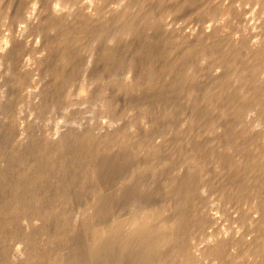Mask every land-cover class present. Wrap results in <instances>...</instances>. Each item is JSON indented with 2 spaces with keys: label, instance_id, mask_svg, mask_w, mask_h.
Wrapping results in <instances>:
<instances>
[{
  "label": "rangeland",
  "instance_id": "374dc122",
  "mask_svg": "<svg viewBox=\"0 0 264 264\" xmlns=\"http://www.w3.org/2000/svg\"><path fill=\"white\" fill-rule=\"evenodd\" d=\"M36 1L0 0V264H150L151 261L162 264L163 259V264H264V151L260 154V150H264V51L262 54L258 52V49H264V0H142L140 4L141 0H137L136 5L139 6L133 0H91L95 5L89 0H66L67 4L65 0ZM56 1H60V5L66 4V7L61 5L60 8ZM124 3L126 7H131L130 4L134 6L127 9ZM54 5L62 11L57 12ZM54 10L56 12L53 14ZM84 11V15H81L80 12ZM122 12L128 14L121 15ZM49 13L53 16L50 22L54 20L51 24L48 23ZM65 14L71 15V18L67 16V19ZM84 16L90 22L87 23ZM114 16L120 17L119 20L122 16L124 18L121 22ZM126 16L132 18L127 19ZM74 17H78L79 21L76 22L78 18ZM58 19L62 20L59 22ZM132 20L136 23L131 27ZM89 23L93 26H89ZM122 24L130 28H121ZM55 26L57 30L62 27L63 31L60 29L58 32ZM107 26L113 28L106 30ZM90 29H97V33ZM140 29L145 31L139 32ZM125 30H128V34ZM60 32L68 35L62 33L63 36ZM109 32L112 37L108 36ZM100 34L108 36L109 40ZM64 39L66 42L62 41ZM77 40L82 41L78 43ZM111 41L112 44L117 42L111 46ZM72 42L77 43L79 48ZM54 45L55 48H52ZM68 48L73 51L68 53ZM114 49L117 51L111 53L110 50L113 52ZM119 53V57L116 56ZM170 64L172 67L168 66ZM168 67L169 71L166 69ZM187 71L191 72L190 75ZM247 71L250 76L246 78ZM184 75L191 77L184 78ZM218 82L226 84L218 85ZM173 83L176 86L172 87ZM255 83L257 87H254ZM160 85L166 86L165 90ZM250 86L254 90L259 89L258 92L255 90L257 94ZM233 89L237 92H233L234 95L231 94ZM244 89L253 92L249 91L247 96V93L243 94ZM259 91H263L260 92L262 95ZM255 94L257 97L254 99ZM188 98H191V102ZM233 107V110H229ZM240 108L244 111L241 112ZM197 115H201L198 116L199 120ZM192 119L198 124H193ZM192 124L193 129L190 128ZM226 131L228 133H224ZM259 135H262V139H257ZM217 136H220L219 140ZM234 137L238 141L232 142ZM256 140L259 142L256 143ZM230 148L232 152L237 150L238 155L233 153L232 156V152H228ZM250 149L252 153H247ZM253 152H257L256 156ZM114 158L120 161L113 163ZM253 159L256 160L254 163ZM117 162L118 166L114 167ZM235 163L240 169L234 168ZM187 185L189 188L193 186L194 190H186ZM143 196L149 203L144 202ZM134 210L136 213L133 214ZM141 210L142 213L146 211L144 214L148 213V216L142 214ZM138 213L148 223L144 229L138 232V227H133L130 222L128 224L132 225L126 224L127 227L124 225L125 228L120 231L123 235L113 231L115 223L117 225L129 217H136ZM81 218L83 221L85 219L84 224H81ZM103 223L106 225L104 228ZM92 232H95V238L98 236L96 239L90 237ZM164 232L170 239L165 238L167 235L163 236ZM120 234L125 235V239L120 238ZM112 236L118 241H113ZM129 238L133 243L131 246ZM168 240L170 245L165 244ZM93 243L99 245L100 249L105 246L104 251ZM150 243L153 247L157 244L154 253L151 252L153 248ZM136 244L143 249L141 252L135 249L138 248ZM142 244L147 247L143 248ZM105 250L108 253L105 254ZM91 253L95 258L90 256ZM143 253L148 255L143 256L150 258L143 261ZM97 254L100 256L97 257ZM137 254L139 261L136 260ZM156 257L161 259L157 260Z\"/></svg>",
  "mask_w": 264,
  "mask_h": 264
},
{
  "label": "bare ground",
  "instance_id": "6f19581e",
  "mask_svg": "<svg viewBox=\"0 0 264 264\" xmlns=\"http://www.w3.org/2000/svg\"><path fill=\"white\" fill-rule=\"evenodd\" d=\"M34 1H36V0H34ZM57 1H58V0H57ZM57 1H56V3H57ZM69 1H70V0H69ZM73 1H74V0H73ZM89 1H90V3L92 4L91 0H89ZM89 1H88V2H89ZM103 1H104V0H103ZM107 1H108V0H107ZM122 1L125 2L124 0H122ZM133 1H136V2H135V5H136L137 2H139V1H137V0H133ZM59 2H60V1H59ZM59 2H58V3H59ZM65 2H66V0H65ZM79 2H80V1H79ZM88 2H87V3H88ZM98 2H99V1H97V3H98ZM105 2H106V1H105ZM129 2H130V1H129ZM141 2H142V0L139 2V4H140ZM36 3H37V1H36ZM56 3H54V4H56ZM58 3H57V4H58ZM60 3H61V2H60ZM60 3H59V5H60ZM62 3H63V2H62ZM77 3H78V2H77ZM102 3H103V2H102ZM132 3H134V2H132ZM66 4H67V2H66ZM66 4H65V5H66ZM93 4H94V1H93ZM93 4H92V5H93ZM100 4H101V3H100ZM128 4H129V3H127V6H128ZM61 5H62V4H61ZM61 5L59 6L60 8H61ZM63 5H64V4H63ZM63 5H62V6H63ZM65 5H64V6H65ZM68 5H69V7H70V4H68ZM94 5H95V4H94ZM97 5H98V4H97ZM97 5H96V6H97ZM130 5L134 6L133 4H130ZM54 6H55V5H54ZM56 6H57V5H56ZM56 6H55V7H56ZM64 6H63V7H64ZM72 6H74V4H73ZM87 6H88V5H87ZM124 6H125V3H124ZM124 6H123V7H124ZM132 6H131V7H132ZM136 6H139V5L137 4ZM65 7H66V6H65ZM74 7H75V6H74ZM98 7H99V6H98ZM104 7H105V3H104ZM125 7H126V6H125ZM129 7H130V6H129ZM129 7H126V8L128 9ZM131 7H130V9H131ZM56 8H57V7H56ZM60 8H57L58 10L56 9L57 12L59 11V13H60V11H62V9L59 10ZM72 8H73V7H71L70 9H72ZM78 8H80V6H79ZM87 8H88V7H87ZM92 8H93V6H92ZM94 8H95V6H94ZM100 8H101V7H100ZM70 9H69V10H70ZM85 9H86V8H85ZM95 9H96V8H95ZM98 9H99V8H98ZM104 9H106V8H104ZM123 9H125V8H123ZM64 10H65V8H64ZM67 10H68V9H67ZM69 10H68V11H69ZM78 10H79V9H78ZM88 10H89V9H88ZM92 10H93V9H92ZM96 10H97V9H96ZM102 10H103V9H102ZM102 10H101V11H102ZM120 10H121V8H120ZM65 11H66V10H65ZM73 11H74V10H73ZM80 11H81V10H80ZM90 11H91V10H90ZM90 11H89V12H90ZM99 11H100V10H99ZM101 11H100V12H101ZM123 11H124V10H123ZM128 11H129V10H128ZM130 11H131V10H130ZM52 12H53V14H54V12H56V11L54 10V11H52ZM70 12H71V11H70ZM85 12H86V11L82 12L83 14L80 12V14H81V15H84ZM89 12H88V15H89ZM117 12H118V11H117ZM119 12H120V11H119ZM124 12H126V11H124ZM139 12H140V11L138 10V13H139ZM74 13H75V12H74ZM95 13H98V12L95 11ZM103 13H104V12H103ZM105 13H106V12H105ZM136 13H137V12H136ZM51 14H52V13H51ZM76 14H77V13H75V15H76ZM118 14H119V13H118ZM123 14H124V13L122 12L121 15H123ZM127 14H128V13H127ZM127 14L125 13L124 15H127ZM134 14H135V13H134ZM140 14H141V13H140ZM55 15L58 16V13H57V14L55 13ZM81 15H79V17H80ZM95 15H96V14H95ZM95 15H92V16H95ZM104 15H105V14H104ZM110 15H111V14H110ZM116 15H117V14H116ZM119 15H120V14H119ZM129 15H130V14H129ZM137 15H138V14H137ZM49 16H50V17H49ZM49 16H48V18H49V22H48V23L51 24L54 20H53L52 22H50V21H51L50 18L53 17V16H51L50 13H49ZM59 16H60V15H59ZM64 16L67 18V16H69V14H68L67 16H66V14H65ZM64 16H63V17H64ZM70 16H71V15H70ZM70 16H69V17H70ZM90 16H91V14H90ZM99 16H100V15H99ZM107 16H108V15H107ZM130 16H131V15H130ZM140 16H141V15H140ZM82 17H83V16H82ZM85 17H87V16H84V20H87V19H85ZM88 17H89V16H88ZM101 17H102V16H101ZM109 17H110V16H109ZM111 17H113V16H111ZM126 17H127V19H131V18H132V17L128 18L129 16H126ZM135 17H136V14H135ZM58 18H59V17H58ZM70 18H71V17H70ZM74 18H78V17H74ZM89 18H91V17H89ZM96 18H97V17H96ZM99 18H100V17H99ZM114 18H116V16H114ZM123 18H124V16L121 17V20H119L120 17H119V19H118V18H116V19H118V21H121V22H122V19H123ZM52 19H53V18H52ZM67 19H68V18H67ZM80 19H82V18H80ZM91 19H92V18H91ZM93 19H94V18H93ZM134 19H135V18H134ZM60 20H62V19H58L59 22H60ZM73 20H74V19H73ZM95 20H96V19H95ZM98 20H100V19H98ZM104 20H105V18H104ZM110 20L112 21V19H110ZM135 20H137V19H135ZM58 21H57V22H58ZM74 21H75V20H74ZM78 21H79V18H78V20H77L76 22H78ZM81 21L83 22V19H82ZM91 21H92V20H91ZM96 21H97V20H96ZM96 21H95V22H96ZM107 21H108V20H107ZM130 21H131V20H129L128 22H130ZM59 22H58V23H59ZM61 22H62V21H61ZM64 22H65V21H64ZM71 22H72V21H71ZM76 22H75V23H76ZM86 22L88 23V22H90V21L87 20ZM93 22H94V21H93ZM93 22H92V23H93ZM108 22H109V21H108ZM115 22H116V20H115ZM123 22H126V21H123ZM134 22H135V21H134ZM54 23H56V22H54ZM54 23H53V24H54ZM58 23H56V25H57ZM67 23L69 24L70 22H67ZM83 23H84L85 25H88V24L85 23V22H83ZM83 23H81V25H82ZM92 23H91V24L89 23V26H90V25L93 26V24H96V23H93V24H92ZM101 23H102V22H101ZM101 23H100V25H101ZM110 23L113 24V22H110ZM135 23H136V22H135ZM135 23H133V20H132V22L130 23V26H131V27L134 26ZM77 24H78V23H77ZM79 24H80V22H79ZM104 24H105V23H104ZM111 24H110V25H111ZM117 24H118V23H117ZM133 24H134V25H133ZM141 24H142V23H141ZM58 25H59V24H58ZM60 25H62V23H61ZM97 25L99 26V22L97 23ZM105 25H106V24H105ZM108 25H109V24H108ZM113 25H114V24H113ZM123 25H124V24H122V26H123ZM128 25H129V23H128ZM136 25H137V24H136ZM51 26L53 27L54 25H51ZM67 26H68V25H67ZM72 26H76V25H72ZM72 26H71V27H72ZM111 26H112V25H111ZM122 26H121V28L126 27L125 25H124L123 27H122ZM56 27H57V26H55V29H56ZM81 27H83V26H81ZM84 27H85V26H84ZM117 27H120V26L118 25ZM127 27H128V26H127ZM127 27H126V28H127ZM135 27H136V26H135ZM68 28H69V27H68ZM73 28H74V27H73ZM73 28H71V29L73 30ZM79 28H80V26H79ZM85 28H86V27H85ZM89 28H90V27H89ZM93 28L95 29V27H93ZM101 28H102V27H101ZM107 28L112 29L113 27H108V26H107V27H106V30H107ZM114 28H115V30H117L115 26H114ZM126 28H124V29H126ZM129 28H130V27H128V29H129ZM133 28H134V27H133ZM60 29H62V27H61V28L58 27V30H60ZM65 29H66V27L64 28V30H65ZM71 29H70V30H71ZM82 29H83V28H82ZM82 29H81V30H82ZM86 29L88 30V28H86ZM94 29H93V30L90 29L91 32H92V31H95V32L97 33V31H96L97 29H96V30H94ZM99 29H100V28H99ZM104 29H105V28H104ZM52 30H54V28H53ZM52 30H51V31H52ZM56 30H57V29H56ZM58 30H57V31H58ZM67 30H68V29H67ZM78 30H80V29H78ZM78 30H77V31H78ZM101 30H102V32L105 31V30H103V29H101ZM101 30H100V31H101ZM115 30H114V31L112 30V31L115 32ZM119 30H120V28H119ZM140 30H141V29H140ZM140 30H139V32H144V31H145V30H141V31H140ZM51 31H50V32H51ZM62 31H63V29H62ZM73 31H75V29H74ZM82 31H83V30H82ZM117 31H118V30H117ZM117 31H116V33H117ZM134 31H135V30H134ZM134 31H133V32H134ZM58 32H59V31H58ZM64 32H65V31H64ZM64 32H62V33H64ZM68 32H69V31H68ZM86 32H87V31H86ZM88 32H89V31H88ZM88 32H87V33H88ZM107 32H108V31H107ZM107 32H106V33H107ZM122 32H123V31H122ZM124 32H126V30H125ZM139 32H138V33H139ZM53 33H54V31H53ZM60 33H61V32H60ZM60 33H58V34H60ZM62 33H61V34H62ZM106 33H105V34H106ZM116 33H113V34H116ZM130 33H132V31H131ZM136 33H137V32H136ZM58 34H57V35H58ZM79 34H81V31H80ZM92 34H93V33H92ZM102 34H103V33H102ZM102 34H100V36H103ZM109 34H110V32H109ZM117 34H118V33H117ZM123 34H124V36H126L125 33H123ZM123 34H120V35L122 36ZM126 34H128V30H127ZM139 34H140V33H139ZM57 35H56V36H57ZM62 35H63V34H62ZM64 35H68V34H67V33H64ZM64 35H63V36H64ZM82 35H83V34H82ZM82 35H81V36H82ZM84 35H86V34H84ZM87 35H88V34H87ZM120 35H119V36H120ZM211 35H212V33H211ZM79 36H80V35H79ZM105 36H106V35H104L103 37H105ZM108 36L110 37L111 34L108 35ZM108 36H106V37H107V40H109V37H108ZM114 36H115V35H114ZM128 36H129V35H128ZM132 36H134L133 33H132ZM60 37H62V36H59V38H60ZM69 37H70V36H68V38H69ZM111 37H112V36H111ZM117 37H118V35H117ZM146 37H147V36H146ZM56 38H57V37H56ZM64 38H65V37H64ZM68 38H67V39H68ZM82 38H83V36H82ZM53 39H55V37H54ZM62 39H63V38H62ZM70 39H71V38H70ZM70 39H69V40H70ZM99 39H102V38L99 37ZM99 39H98V41H99ZM118 39H119V38H118ZM121 39H123V37H121ZM121 39H120V40H121ZM126 39H127V38H126ZM131 39H132V38H131ZM210 39H212V38L210 37ZM56 40H57V39H56ZM65 40H66V39H64V40H62V41H65ZM79 40H80V39H79ZM83 40H84V39H83ZM127 40H128V39H127ZM52 41H53V40H52ZM54 41H55V40H54ZM70 41H71V40H70ZM70 41H69V42H70ZM72 41H74V40H72ZM77 41H78V40H77ZM81 41H82V40H81ZM81 41H80V42H81ZM95 41L97 42V40H95ZM95 41H94V42H95ZM105 41H106V40H105ZM128 41H129V40H128ZM145 41H146V42H147V41L150 42V40H145ZM205 41H206V39H205ZM205 41H204V42H205ZM60 42H61V40L58 41V43H60ZM65 42H66V41H65ZM69 42H68V43H69ZM80 42L78 41V43H80ZM101 42H102V41H101ZM116 42H117V41H115L114 43H116ZM125 42H126V41H125ZM143 42H144V40H143ZM53 43H54V42H53ZM63 43H64V42H63ZM68 43H67V44H68ZM105 43H106V42H105ZM114 43H113V44H114ZM120 43H121V42H119V44H120ZM151 43H152V42H151ZM72 44H74V43L72 42ZM72 44H70V45H72ZM76 44H77V43H76ZM76 44H74V45L76 46ZM84 44H86V42H85ZM84 44H83V45H84ZM100 44H101V43H100ZM113 44H112V41H111V46H112ZM152 44L154 45V43H152ZM193 44H194V43H193ZM50 45H53V44L51 43ZM55 45H56V44H55ZM55 45L52 46V48H55ZM59 45H60V44H59ZM68 45H69V44H68ZM74 45H72V46H74ZM79 45H80V44H79ZM106 45H107V44H106ZM106 45H105V46H106ZM108 45H109V44H108ZM117 45H118V43H117ZM144 45H145V44H144ZM57 46H58V45H57ZM57 46H56V47H57ZM61 46H62V45H61ZM64 46H65V43H64ZM64 46H63V47H64ZM72 46H69V47L72 48ZM77 46H78V45H77ZM77 46H76V47H77ZM94 46H96V45H94ZM94 46H93V47H94ZM111 46L109 45V48H110ZM114 46H116V44H115ZM119 46H121V45H119ZM124 46H125V45H124ZM124 46H122V47H124ZM148 46H150V44H149ZM148 46H147V48H148ZM63 47H62V49H63ZM66 47H68V46L66 45ZM151 47H153V46L151 45ZM263 47H264V45H263ZM263 47H262V48H263ZM58 48H59V47H58ZM71 48H70V49L68 48V49H69L68 53L71 52L70 50H72L74 47H73L72 49H71ZM78 48H79V46H78ZM115 48H117V47H115ZM149 48H150V47H149ZM199 48H200V47H199ZM50 49H51V47H50ZM105 49H106V48H105ZM120 49H123V48H120ZM120 49H118V50H120ZM194 49H196V48H194ZM54 50H55V49H54ZM66 50H67V49H66ZM66 50H65V51H66ZM76 50L78 51V49H76ZM114 50H115V49H114ZM114 50H113V52H112V50H110L111 53H114V52L117 51V49H116L115 51H114ZM211 50L213 51V49H211ZM214 50H215V49H214ZM216 50H217V49H216ZM255 50H257V49H255ZM255 50H254V51H255ZM72 51H73V50H72ZM79 51H80V50H79ZM79 51H78V52H79ZM105 51H108V49L105 50ZM110 51H109V52H110ZM233 51H234V53H236V52H235V49H234ZM262 51H264V49H258V52H261V54H262ZM66 52H67V51H66ZM121 52H122V51H121ZM255 52H256V51H255ZM255 52H254V53H255ZM258 52H257V53H258ZM61 53H62V52H61ZM63 53H64V52H63ZM68 53H67V55H68ZM263 53H264V52H263ZM76 54H77V53H75L74 55H76ZM79 54H80V53H79ZM107 54H108V53H107ZM157 54H158V51H157ZM236 54H237V53H236ZM252 54H253V53H251V55H252ZM77 55H78V54H77ZM118 55H120V53L117 54L116 56H118ZM237 55H238V54H237ZM253 55H254V54H253ZM258 55H259V54H258ZM65 56H66V55H65ZM108 56H112V55L109 54ZM159 56L161 57V55H159ZM159 56H158V57H159ZM69 57H70V56H68V58H69ZM74 57H75V56H74ZM112 57L114 58V55H113ZM112 57H111V58H112ZM118 57H119V56H118ZM158 57H157V58H158ZM191 57H192V55H191ZM191 57L189 56L190 59H191ZM255 57H256V56H255ZM68 58H67V59H68ZM71 58H72V56H71ZM71 58H70V60H71ZM76 58H77V57H76ZM76 58H74V59L76 60ZM115 58H116V57H115ZM261 58H262V57H261ZM67 59H66V60H67ZM259 59H260V57H259ZM262 59H263V58H262ZM68 60H69V59H68ZM70 60H69V61H70ZM75 60H74V61H75ZM250 60H251V59H250ZM250 60H248V61H250ZM254 61H255V58H254ZM257 61H258V59H257ZM262 61H263V60H262ZM258 63H259V62H258ZM233 64H234V63H233ZM252 64H253V63H252ZM262 64H263V62H262ZM171 65H172V64H170V65H168V66H171ZM189 65L191 66V64H189ZM256 65H257V64H255V66H256ZM260 65H261V63H260ZM260 65L258 64V66H260ZM72 66H74V65H72ZM164 66H166V65L164 64ZM237 66H238V64H237ZM241 66H243V64H242ZM251 66H252V65H251ZM171 67H172V66H171ZM238 67H239V66H238ZM253 67H254V66H253ZM262 67L264 68V65H263ZM173 68H174V67H173ZM240 68H241V67H240ZM256 68H257V67H256ZM162 69H163V68H161V70H162ZM164 69H165V67H164ZM166 69L168 70L169 67L166 68ZM187 69H188V68H187ZM243 69H245V68H243ZM258 69H260V68H258ZM261 69H262V68H261ZM169 70H170V69H169ZM169 70H168V71H169ZM245 70H246V69H245ZM262 70H264V69H262ZM171 71H173V70H171ZM243 71H244V70H242L241 72H243ZM254 71H256L255 68H254ZM259 71H260V70H259ZM187 72H188V71H187ZM238 72H239V71H238ZM150 73H151V72H150ZM150 73H149V74H150ZM171 73H172V72H171ZM190 73H191V72H190ZM190 73L188 72V75H190ZM239 73H240V72H239ZM247 73H248V71L246 72L245 76L247 75ZM236 74H237V73H236ZM241 74H242V73H241ZM249 74H250V73H249ZM192 75H193V74H192ZM222 75H223V74H222ZM222 75H221V76H222ZM148 76H149V75H148ZM185 76H186V75H184L183 77L185 78ZM193 76H194V75H193ZM218 76H220V75H218ZM223 76H224V75H223ZM240 76H242V75H240ZM248 76H250V75H247L246 78H247ZM187 77L190 78L191 76H186V78H187ZM222 78H225V77H222ZM218 79H219V78H218ZM243 79H244V77H243ZM174 80H175V79H174ZM174 80H172V82H173ZM182 80H183V78H182ZM187 80H188V79H187ZM192 80H193V77H192L191 81H192ZM194 80H195V78H194ZM227 80H229V79H227ZM250 80H251V78H250ZM185 81H186V79H185ZM185 81H184V82H185ZM189 81H190V80H189ZM191 81H190V82H191ZM224 81H225V79H224ZM229 81H230V80H229ZM241 81H242V79H240L239 82H241ZM254 81H255V80H254ZM254 81H252V82H254ZM168 82H170V81H168ZM176 82H177V81H176ZM187 82H188V81H187ZM216 82H217V81H216ZM225 82H226V81H225ZM244 82H245V81H244ZM244 82H243V83H244ZM248 82H249V81H248ZM248 82H247V83H248ZM256 82H257V81H256ZM260 82H261V81H260ZM174 83H175V82H174ZM174 83H173V86H172V85H170V86H172V87L176 86ZM218 83H219V82H218ZM218 83H217V84H218ZM220 83H221V82H220ZM220 83H219L218 85H220ZM226 83H227V82H226ZM226 83L223 82L224 85H225ZM263 83H264V82H263ZM263 83H262V85H263ZM176 84H177V83H176ZM180 84H183V82L180 83ZM188 84H189V83H187V85H188ZM192 84H194L193 81H192ZM223 84L221 83V85H223ZM244 84H245V83H244ZM249 84H250V83H249ZM255 84H256V83H255ZM184 85H185V83H184ZM218 85H217V86H218ZM252 85H253V84H252ZM258 85H260V84L258 83ZM82 86H83V85H82ZM84 86H85V85H84ZM160 86H162L163 88H164V87L166 88V86H163V85H160ZM160 86H158V87L161 88ZM168 86H169V85H168ZM177 86H178V85H177ZM179 86H181V85H179ZM188 86H189V87H193V85L191 86V84H189ZM226 86H227V85H226ZM240 86H242V85L240 84ZM243 86L246 88L245 85H243ZM253 86H254V85H253ZM253 86H252V87H253ZM263 86H264V85H263ZM172 87H171V89L173 90ZM184 87H185V86H184ZM184 87H182V88H184ZM186 87H187V86H186ZM244 87H242V88H244ZM250 87H251V86H250ZM252 87H251V89L254 90V87H257V84H256V86H254L253 88H252ZM260 87H261V85H260ZM260 87L258 86V88H260ZM81 88H82V87H81ZM165 88H164V90H165ZM220 88H223V87L221 86ZM224 88H225V87H224ZM247 88H248V87H247ZM261 88H262V87H261ZM261 88H260V89H261ZM156 89H157V87H156ZM156 89H155V90H156ZM161 89H162V88H161ZM169 89H170V88H169ZM184 89H185V88H184ZM194 89H195V88H194ZM225 89L227 90V88H225ZM236 89H237L236 91H238V87H237ZM240 89H241V88H240ZM263 89H264V87H263ZM159 90H160V89H159ZM164 90L161 91V92H164ZM174 90L176 91L177 89H174ZM230 90H231V89H230ZM230 90H229V91H230ZM244 90H245V89H244ZM252 90H251V91H252ZM255 90H257V92H258L259 89H255ZM255 90H254V91H255ZM221 91H223V90H221ZM234 91H235V89H233V91H232V93H231L232 95H234L235 93H237V92H234ZM240 91H241V90H240ZM249 91H250V90H249ZM249 91L245 90V91L243 92V94H244V93H247V96H248V95H249V93H248ZM251 91H250V92H251ZM170 92H171V91H170ZM172 92H173V91H172ZM181 92H183V91H181ZM230 92H231V91H230ZM233 92H234V94H233ZM252 92H253V91H252ZM255 92H256V91H255ZM257 92H256V94H257ZM260 92H261V91H259V93H260ZM262 92H263V91H262ZM262 92H261V93H262ZM155 93H156V92H155ZM165 93H166V92H165ZM261 93H260V94H261ZM175 94H176V93H175ZM218 94H219V93H218ZM256 94H255V96L253 95L254 99L257 97ZM260 94H259V95H260ZM173 95H174V94H173ZM214 95H216V94H214ZM237 95H239V93H238ZM244 95H245V94H244ZM244 95H242V96H244ZM259 95H258V97H262V96H259ZM261 95H262V94H261ZM188 96H189V94H188ZM251 96H252V95H251ZM174 97L176 98L177 96L174 95ZM195 97H196V96H195ZM239 97H240V95L238 96V98H239ZM249 97H250V96H249ZM249 97H248V98H249ZM192 98L194 99V97H192ZM213 98H214V97H213ZM217 98H218V96H217ZM233 98H234V97H233ZM233 98H232V100H233ZM241 98H242V97H241ZM243 98H245V97H243ZM248 98H247L246 100H248ZM188 99H189V98H188ZM190 99H191V98H190ZM190 99H189V100H190ZM193 99H192V100H193ZM249 99L252 100L253 98L251 97V98H249ZM257 99L259 100V102L261 101V99H259V98H257ZM257 99H256V101H257ZM189 100H188V101H189ZM209 100H210V99H209ZM211 100L213 101V99H211ZM230 100H231V99H230ZM235 100H236V96H235ZM239 100H240V99H239ZM239 100H238V101H239ZM241 100H244V101H245V99H241ZM262 100H263V99H262ZM195 101H196V100H195ZM212 101H211V102H212ZM233 101H234V100H233ZM190 102H191V100H190ZM240 102H241V101H240ZM254 102H255V100L253 101V103H254ZM263 102H264V101H263ZM188 103H189V102H188ZM245 103H249V102H245ZM251 103H252V102H251ZM260 103H262V102H260ZM211 104H212V103H211ZM229 104H231V103H229ZM232 104H233V103H232ZM249 104H250V103H249ZM189 105L191 106V105H193V104H189ZM209 105H210V104H209ZM242 105H243V104H242ZM244 105H245V104H244ZM244 105H243V106H244ZM246 105H247V104H246ZM252 105H253V104H252ZM255 105H256V104H255ZM255 105H254V106H255ZM261 105H262V104H261ZM261 105H260V106H261ZM197 106H198V105H197ZM233 106H234V105H233ZM243 106H242V107H243ZM257 106H258V104H257ZM186 107H188V106H186ZM186 107H185V108H186ZM192 107H193V106H192ZM192 107H191V109H190V108H189V109L192 110ZM236 107H237V105H236ZM236 107H235V108H236ZM238 107H240V106H238ZM245 107H247V106H245ZM248 107H249V105H248ZM259 108H260V107H257V109H259ZM263 108H264V106H263ZM263 108H262V110H263ZM204 109H205V108H204ZM225 109L227 110V108H225ZM233 109H234V107H233L232 109H229V110H233ZM193 110H195V109L193 108ZM196 110H197V109H196ZM200 110H201V109H200ZM222 110H223V109H222ZM239 110H242V109L240 108ZM262 110L260 109V111H262ZM197 111H199V110H197ZM202 111H203V109H202ZM223 111H224V110H223ZM223 111H222V112H223ZM236 111H238V109H237ZM243 111H244V110H242L241 112H243ZM195 112H196V111H195ZM195 112H194V115H195ZM209 112H210V109H209ZM211 112H212V110H211ZM220 112H221V111H220ZM241 112H240V113H241ZM196 113H197V112H196ZM199 113H200V111H199ZM205 113H208V112H205ZM227 113H228V112H227ZM229 113H230V111H229ZM237 113H238V112H237ZM189 114H190V113H189ZM191 114H193V113H191ZM208 114H209V113H208ZM219 114H220L219 116H221V113H219ZM222 114H223V113H222ZM260 114H261V113H260ZM260 114H258V115H260ZM263 114H264V113H263ZM223 115H224V114H223ZM229 115H230V114H229ZM234 115H235V114H234ZM198 116H199V115H197V119H198ZM200 116H201V115H200ZM200 116H199V117H200ZM202 116H203V115H202ZM226 116H227V115H226ZM235 116H236V115H235ZM260 116H262V115H260ZM263 116H264V115H263ZM263 116H262V117H263ZM203 117H205V116H203ZM203 117H202V118H203ZM222 117H223V116H222ZM224 117H225V116H224ZM236 117H237V120H239V119H238V116H236ZM239 117H241V116H239ZM190 118H191V116H190ZM194 118H196V117H194ZM205 118H206V117H205ZM207 118H208V117H207ZM207 118H206V119H207ZM227 118H228V117H227ZM199 119H200V118H199ZM199 119H198V120H199ZM225 119H226V118H224V120H225ZM262 119H263V118H262ZM202 120H205V119H201V121H202ZM219 120H221V119L219 118ZM189 122H191V121H189ZM192 122H193V124H196V123H197V122L195 123V121H193V119H192ZM238 122H239V121H238ZM193 124H192L191 127L189 126V127L192 128V129H193V126H194ZM197 124H198V123H197ZM196 126H198V125H196ZM194 128H195V127H194ZM196 129H197V128H196ZM196 129H195V130H196ZM183 130H185V128H184ZM188 130H189V129H188ZM195 130H194V131H195ZM210 131H211V130H210ZM256 131H257V130H256ZM258 131H259V130H258ZM110 132H111V131H110ZM110 132H109V134H110ZM115 132H116V131H115ZM177 132H178V131H177ZM206 132H207V131H206ZM212 132H213L214 134L217 133L216 131H215V132L212 131ZM260 132H261V131H260ZM107 133H108V132H107ZM111 133H112V132H111ZM113 133H114V132H113ZM117 133H120V132H117ZM179 133H180V132H179ZM179 133H178V134H179ZM209 133H210V132H209ZM224 133H228V132L226 131V132H224ZM125 134H126V133H125ZM128 134H129V133H128ZM178 134H177V136H178ZM183 134H184V133H183ZM207 134H208V132H207ZM221 134H222V133H221ZM256 134H257V133H256ZM262 134H263V133H262ZM119 135H120V134H119ZM181 135H182V134H181ZM196 135H197V134H196ZM196 135L194 134V136H196ZM198 135H199V134H198ZM216 135H217V134H216ZM218 135H220V134H218ZM88 136H89V134H88ZM106 136H107V135H106ZM110 136L113 137L111 134H110ZM116 136H118V135H116ZM194 136H193V139H194ZM201 136H202V135H201ZM201 136H200V137H201ZM220 136H221V135H220ZM220 136H217V140H219L218 137H220ZM231 136H233V135H231ZM231 136H230V137H231ZM254 136H257V135H254ZM260 136H262V135H259L257 139H259ZM263 136H264V135H263ZM178 137H179V136H178ZM200 137H198V138L200 139ZM202 137H203V136H202ZM202 137H201V138H202ZM209 137H210V135H209ZM213 137H214V140H215L216 138H215L214 135L212 136V138H213ZM227 137H228V135H227ZM227 137H225V139H230V137H229V138H227ZM83 138H84V137H83ZM108 138H110V137H108ZM114 138L117 139V137H115V133H114ZM205 138H206V137H205ZM205 138H204V139H205ZM212 138H210V139H212ZM231 138H232V137H231ZM252 138H253V137H252ZM260 138L262 139V137H260ZM85 139H86V138H85ZM195 139L198 141L197 138H195ZM195 139H194V140H195ZM208 139H209V138H208ZM208 139H206V140H207L208 142H210V140H208ZM222 139H224V138H222ZM234 139H235V137H234ZM253 139H255V138H253ZM212 140H213V139H212ZM214 140H213V141H214ZM220 140H221V139H220ZM236 140L238 141L237 137H236V139H235L234 141H233V139H231L232 142H235ZM61 141H62V139H61ZM83 141H84V139H83ZM221 141H222V140H221ZM221 141H219V142H221ZM223 141H224V140H223ZM247 141H249V139H248ZM250 141H251V140H250ZM250 141H249V142H250ZM262 141H263V140H262ZM193 142H194V141H193ZM227 142H228V141H227ZM232 142L230 143L231 145L233 144ZM257 142H259V140H258V141L256 140V143H257ZM198 143L201 145L200 141H199ZM202 143H203V142H202ZM211 143H212V142H211ZM221 143H222V142H221ZM237 143H238V142H237ZM252 143H253V141H252ZM254 143H255V140H254ZM208 144H209V143H208ZM258 144H259V143H258ZM260 144H261V143H260ZM260 144H259V145H260ZM193 145H195V144H193ZM214 145H216V142H215ZM219 145L221 146V144H219ZM226 145H228V144H226ZM226 145H224L225 149H226ZM235 145H236V144H235ZM253 145H256V144H253ZM261 145H262V144H261ZM263 145H264V144H263ZM263 145H262V146H263ZM198 146H199V145H198ZM233 146H234V145H232L231 147H233ZM238 146H240V145H238ZM246 146H248V145H246ZM193 147H194V146H193ZM203 147H204V145L202 146V148H203ZM209 147H210V146H206V148H209ZM211 147L213 148V144H212ZM235 147H237V146H235ZM254 147H255V146H254ZM258 147H259V146H258ZM258 147H257V148H258ZM260 147H261V146H260ZM148 148H149V147H148ZM194 148H196V145H195ZM197 148H198V147H197ZM212 148H211V149H212ZM214 148H215V146H214ZM228 148H229V147H228ZM241 148H242V146L240 147V149H241ZM243 148H244V147H243ZM245 148H246V147H245ZM257 148H255V149H257ZM261 148H262V147H261ZM154 149H155V148H154ZM203 149H204L205 152H207V150H205V148H203ZM203 149H200V150L203 151ZM217 149H218V148L216 147V151H218ZM236 149H237V148H236ZM247 149H248V148H247ZM113 150H114V149H113ZM156 150H157V149H156ZM194 150L197 151V149H194ZM212 150H215V149H212ZM212 150H211V151H212ZM231 150H232V148H230V151H228V152L231 153V152H232ZM233 150H234V149H233ZM158 151L161 153L160 150H158ZM158 151H157V152H158ZM192 151H193V149H192ZM202 151H201V152H202ZM216 151H215V152H216ZM219 151H220V150H219ZM221 151H222V149H221ZM234 151H235V150H234ZM238 151H241V150H238ZM243 151H245V150H243ZM246 151H247V150H246ZM249 151H251V149L248 150L247 153H249ZM253 151H254V150H253ZM258 151H259V150H258ZM261 151H264V150H260V154H262ZM152 152H155V150H154V151L152 150ZM193 152H194V151H193ZM197 152H198V151H197ZM209 152H210V149H209ZM224 152H225V150H224ZM224 152L222 151L223 154H224ZM236 152H237V150H236ZM236 152H232L231 155L233 156V153L236 154ZM155 153H156V152H155ZM198 153H199V152H198ZM213 153H214V152H213ZM218 153H219V152H218ZM237 153H238V152H237ZM242 153H243V152H242ZM242 153H241V154H242ZM251 153H252V151H251ZM255 153H257V152H255ZM255 153L253 152V155H255ZM110 154H111V153H110ZM117 154H118V153H117ZM191 154H192V153H191ZM203 154H204V153H203ZM216 154H217V153H216ZM239 154H240V153H239ZM258 154H259V152H258ZM161 155H162V153H161L159 156H161ZM197 155H198V154H197ZM206 155H207V154H204V156H206ZM210 155H211V154H210ZM225 155H227L226 152H225ZM225 155L223 156V155L221 154L222 157H225ZM231 155L229 154L228 157H230ZM236 155H238V154H236ZM245 155H248V154H245ZM263 155H264V154H263ZM194 156H195V154H194ZM199 156H200V155H199ZM213 156H214V155H212V157H213ZM221 156H220V157H221ZM242 156H243V155H242ZM248 156H250V155H248ZM255 156H256V155H255ZM259 156H262V155H259ZM109 157H110V156H109ZM109 157H108V158H109ZM114 157H115V156H114ZM119 157H120V156H119ZM192 157H193V155H192ZM206 157H207V156H206ZM208 157L210 158L209 155H208ZM214 157H215V156H214ZM222 157H221V158H222ZM251 157H253V156L251 155ZM251 157H250V158H251ZM188 158H189V156H188ZM194 158H195V157H194ZM200 158H205V157H202V156H201ZM200 158L198 157V159H200ZM244 158H245V156H244ZM247 158H248V157H247ZM250 158H249V159H250ZM255 158H256V157H254V159H255ZM110 159L113 160V158H110ZM110 159H109V160H110ZM132 159H133V158H132ZM196 159H197V157H196ZM196 159H195V161H196ZM198 159H197V160H198ZM215 159H216V158H215ZM217 159H219V157H217ZM224 159L227 160L226 157H225ZM230 159H232V158H230ZM254 159H253V163L256 161V160H254ZM262 159H263V158H262ZM112 160H111V161H112ZM115 160H116V159L114 158V161H115ZM117 160H118V159H117ZM117 160H116V161H117ZM121 160H122V159H121ZM130 160H131V159H130ZM212 160H213V159H212ZM258 160H259V159H258ZM260 160H261V159H260ZM263 160H264V159H263ZM116 161L113 162V163H116ZM118 161H120V160H118ZM123 161H124V160H123ZM126 161H127V160H126ZM128 161H129V159H128ZM193 161H194V160H193ZM193 161H192V162H193ZM200 161H201V160H200ZM200 161L198 162V164L200 163ZM221 161H223V160H221ZM245 161H247V160H245ZM250 161H251V159H250ZM250 161L248 160L247 162H250ZM192 162H191V163H192ZM216 162H217V160H216ZM238 162H239V161H238ZM240 162H241V160H240ZM240 162H239V163H240ZM257 162H258V161H257ZM261 162H262V161H261ZM118 163H119V162H117L116 166H114V165H113V166H114V167H117V166H118ZM127 163H128V162H127ZM229 163H230V162H229ZM243 163H244V161L242 162V164H243ZM258 163L260 164V162H258ZM216 164H217V163H216ZM235 164H236V167L234 166V168H237V167H238V163H235ZM246 164H247V163H246ZM250 164H252V163L250 162ZM250 164H249V165H250ZM259 164H256V165L259 166ZM122 165H123V164H122ZM124 165H126V164L124 163ZM193 165H194V164H192V166H193ZM230 165H232V164H230ZM240 165H241V164H240ZM253 165H254V164H253ZM262 165H263V163H262ZM190 166H191V165H190ZM190 166H189V167H190ZM195 166H197V164H196ZM244 166H245V164H244ZM114 167H111V169L114 168ZM197 167H199V165H198ZM232 167H233V165H232ZM246 167H247V166H246ZM193 168H194V167H193ZM247 168H248V167H247ZM258 168H259V167H258ZM260 168H261V166H260ZM191 169H192V168H191ZM191 169H190V170H191ZM196 169H197V168H196ZM201 169H202V168H201ZM237 169H240V168L238 167ZM243 169H244V167H243ZM243 169H242V170H243ZM245 169H246V168H245ZM250 169H252V168H250ZM254 169H255V167H254ZM262 169H263V168H262ZM198 170H199V169H198ZM247 170H248V169H247ZM247 170H245V171H247ZM256 170H258V169H256ZM256 170H255V172H256ZM259 170H260V169H259ZM263 170H264V169H263ZM111 171H112V170H111ZM186 171H187V169H186ZM186 171L184 172V174L186 173ZM188 171H189V170H188ZM193 171H194V170H193ZM230 171H232V169H231ZM233 171H234V170H233ZM233 171H232V172H233ZM236 171H237V170H236ZM245 171H244V172H245ZM109 172H110V171H109ZM191 172H192V170H191ZM244 172H243V173H244ZM251 172H252V170H251ZM189 173H190V172H189ZM193 173H194V172H193ZM196 173H198V172L196 171ZM196 173H194V175H195ZM233 173H234V172H233ZM233 173H232V175H234ZM236 173H237V172H236ZM239 173L243 174L242 172H239ZM106 174H108L107 171H106ZM249 174H251V173H249ZM249 174L246 173V175H249ZM252 174H254V172H253ZM252 174L250 175V177L253 176ZM255 174H256V173H255ZM261 174H262V173H261ZM182 175H183V174H182ZM182 175H181V178H182ZM185 175H186V174H185ZM188 175H189V174H188ZM183 176H184V175H183ZM241 176H242V175H241ZM243 176H244V175H243ZM243 176H242V177H243ZM260 176H261V175H260ZM260 176H259V177H260ZM185 177H186V176H185ZM187 177H188V176H187ZM195 177H196V176H195ZM237 177H238V176H237ZM239 177H240V176H239ZM244 177H245V176H244ZM179 178H180V176H179ZM190 178H192V176H190ZM190 178H189V179L187 178V180L189 181ZM177 179H178V178H177ZM183 179L185 180V178H183ZM193 179H194V178H193ZM256 179H257V178H256ZM256 179H255V180H256ZM180 180H181V179H180ZM187 180L185 181L186 183H188ZM246 180H247V179H246ZM246 180H244V181H246ZM251 180H252V179H251ZM251 180H250V181H251ZM190 181H191V180H190ZM192 181H193V180H192ZM244 181H243V182H244ZM253 181H254V180H253ZM256 181H257V180H256ZM173 182H174V180H173ZM241 182H242V179H241ZM175 183H176V182H175ZM190 183H191V182H190ZM257 183H259V182L257 181ZM188 184H189V183H188ZM239 184L241 185V183H239ZM239 184H238V185H239ZM245 184H247V182H245ZM250 184H251V183H250ZM240 185H239V186H240ZM242 185H243V184H242ZM184 186H186V185H184ZM188 186H189V185H187L186 190H187V188H189ZM250 186H251V185H250ZM241 187L243 188V186H241ZM244 187H245V186H244ZM190 188H191L192 190H194V189H193V186H191V185H190ZM190 188H189V190H190ZM239 188H240V187H239ZM243 189L245 190V188H243ZM189 190H188V191H189ZM240 190H241V189H239V191H240ZM190 191H191V190H190ZM242 191H243V190H242ZM245 191H246V190H245ZM246 192H248V191H246ZM253 192H254V191H253ZM253 192H252V193H253ZM191 194H192V193H189V195H191ZM240 194H241V192H240ZM248 194H249V192H248ZM248 194L246 193L247 196H248ZM242 195H244V193H243ZM244 196H245V195H244ZM101 197H102V196H100L99 198L101 199ZM141 197H142V196H141ZM190 197H191V196H190ZM138 198H140V197H138ZM143 198H145V201H144L145 203H149V202H147V201H149V200H148L146 197L143 196ZM100 199L98 200L99 202H100ZM102 200H103V199H102ZM146 200H147V201H146ZM105 201H106V199H105ZM142 201H143V200H142ZM144 202H142V203H144ZM101 203L104 204V202H101ZM97 205H98V204H97ZM100 205H102V204H100ZM116 205H117V204H116ZM147 205H148V204H147ZM142 207H143V205H142ZM144 207H145V206H144ZM147 207H148V206H147ZM147 207H146V208H147ZM149 207H151V206H149ZM140 208H141V207H140ZM146 208H145V209H146ZM141 209H142V208H141ZM147 209H148V208H147ZM138 210H139V209H138ZM138 210H136V211H138ZM153 210H154V209H153ZM153 210H152V211H153ZM157 211H159V210H157ZM157 211H156V212H157ZM179 211H180V210H179ZM108 212H109V211H108ZM111 212H112V211H111ZM111 212H110V213H111ZM133 212H135V210L132 211V213H133ZM145 212H146V211H145ZM145 212H144V213H145ZM148 212H149V211H148ZM153 212H154V211H153ZM153 212H152V213H153ZM181 212H182V211H181ZM89 213H90V212H89ZM130 213H131V212H130ZM135 213H136V212H135ZM139 213H140V212H139ZM139 213H138V216H136V217H129V216H128L129 218H127V219H125V220H122V222L119 220V219H120V218H119L118 220L120 221V223L118 222L117 225H116V223L114 224L115 226L113 225V226L115 227V229H114L113 231H119V232L122 231L123 228H125L124 225H126V224H127V225H132V224H133V227H134V226H135V227L137 226L138 228L136 227V228H137L136 231H138V232H139L140 230L144 229V228L147 226L148 223L146 222V218H144V219L142 220L143 217H142L141 215H139ZM141 213H142V210H141ZM144 213H142V214H144ZM157 213H158V212H157ZM178 213H179V212H178ZM182 213H183V212H182ZM182 213H180V214H182ZM106 214H107V213H106ZM133 214H134V213H133ZM146 214H147V215H146ZM146 214H144V215L148 216V213H146ZM82 215H84V214H82ZM90 215H91V214H90ZM149 215H150V214H149ZM151 215H152V214H151ZM154 215H156V214H154ZM161 215H162V213H161ZM161 215H158V216H161ZM183 215H185V214H183ZM183 215H181V218H182ZM79 216H80V215H79ZM91 216H93V215H91ZM126 216H127V215H126ZM158 216H156V217H158ZM178 216L180 217V215H178ZM80 217H82V216H80ZM80 217H79V218H80ZM85 217H87V216H85ZM88 217H90V216H88ZM88 217H87V218H88ZM124 217H125V216H124ZM156 217H155V218H156ZM179 217H178V219H179ZM185 217H186V216H185ZM62 218H65V216L62 217ZM91 218L93 219V217H91ZM94 218H95V217H94ZM181 218H180V219H181ZM183 218H184V217H183ZM186 218H187V217H186ZM89 219H90V218H89ZM148 219H149V218H148ZM150 219H152V216H151ZM153 219H154V218H153ZM64 220H65V219H64ZM81 220H82V218H81ZM116 220H117V219H116ZM60 221H61V220H60ZM79 221H80V220H79ZM84 221H85V219H84ZM84 221L82 220V223H81V224H84V223H83ZM91 221H92V220H91ZM141 221H142V223H140V225H139L138 223L141 222ZM147 221H148V220H147ZM62 222H63V221H62ZM93 222H94V221H93ZM116 222H117V221H116ZM130 222H131L132 224H128V223H130ZM150 222H151V221H150ZM65 223H66V222H64V224H65ZM90 223H91V222H90ZM110 223H112V219H111V222H110ZM146 223H147V224H146ZM153 223H155V222L153 221ZM160 223H161V222H160ZM61 224H62V223H61ZM64 224H63V225H64ZM75 224H77V222H76ZM149 224H150V223H149ZM65 225H66V224H65ZM68 225H69V223H68ZM68 225H67V226H68ZM77 225H78V224H77ZM77 225H76V226H77ZM87 225H88V221H87ZM96 225H97V224H95V226H96ZM99 225H100V224H99ZM127 225H126V227H127ZM157 225H158V224H157ZM161 225H162V224H160V226H161ZM179 225H180V224H179ZM67 226H66V227H67ZM69 226H71V225H69ZM72 226H73V224H72ZM76 226H74V227H76ZM95 226H93V230H94V227H95ZM105 226H106V225H105ZM105 226H104V223H103V228H104ZM107 226H108V224H107ZM113 226H112V228H113ZM155 226H156V225H155ZM155 226H153L152 228L154 229ZM160 226H159V227H160ZM61 227H62V226H61ZM63 227H64V226H63ZM63 227H62V228H63ZM91 227H92V226H91ZM99 227H101V226H99ZM128 227H129V226H128ZM165 227H167V226H165ZM64 228H65V227H64ZM69 228H70V227H69ZM89 228H90V227H89ZM66 229H67V228H66ZM77 229H78V226H77V228H76L75 230H77ZM87 229H88V228H87ZM96 229H97V227H96ZM128 229H129V228H128ZM148 229H149V226H148ZM159 229H160V228H159ZM162 229H165V228H162ZM91 230H92V228H91ZM109 230H110V229H109ZM129 230H130V229H129ZM94 231H95V230H94ZM96 231H97V230H96ZM103 231H104V230H102V232H103ZM106 231H107V229H106ZM131 231H133V230H131ZM148 231H149V230H148ZM148 231H147V234L149 233ZM165 231H166V229H165ZM167 231H168V229H167ZM75 232H76V231H75ZM88 232H89V229H88ZM107 232H108V231H107ZM110 232H111V231H110ZM125 232H126V230H125ZM154 232L157 233L155 230H154ZM73 233H74V230H73ZM93 233H95V232H92V236H90V237H92V238L94 237V238H95V236H93V235H94ZM98 233H101V232H98ZM104 233H105V232H104ZM117 233H118V232H117ZM120 233L123 235L122 232H120ZM131 233H132V232H131ZM161 233H162V232H161ZM161 233H160V234L158 233V234L161 235ZM168 233H169V232H168ZM108 234H109V233H108ZM121 234H120V236H121L120 238H122V237H124V236L126 235V233H125L124 236H122ZM129 234H130V232H129ZM129 234H128V235H129ZM133 234H134V232H133ZM141 234H143V233L141 232ZM141 234H140V236H141ZM147 234H146V236H147ZM158 234H157V235H158ZM110 235H111V233H110ZM151 235H152V233H151ZM155 235H156V234H155ZM155 235H153V236L157 238L158 236H155ZM166 235H167V234H165V232H164V235H163V236H166ZM108 236H109V235H108ZM115 236H116V235H115ZM115 236H114V237H115ZM130 236H131V235H130ZM161 236H162V235H161ZM167 236H168V235H167ZM167 236H166L165 238L170 239L169 236H168V237H167ZM97 237H98V236H96V238H97ZM106 237H107V236H106ZM112 237H113V236H112ZM114 237H113V241L116 240V239L114 240ZM128 237H129V236H128ZM128 237L126 236V238H128ZM135 237H136V236H135ZM135 237H134V241H135ZM144 237H145V235H144L143 237H141V238H144ZM147 237H148V236H147ZM147 237H146V239H147ZM159 237H160V236H159ZM94 238H93V239H94ZM96 238H95V239H96ZM116 238H117V237H116ZM152 238H153V237H152ZM162 238H163V237H162ZM172 238H173V237H172ZM172 238H171V239H172ZM89 239H90V238H89ZM107 239H108V238H107ZM107 239H105V243H104V244H106V242H107L106 240H107ZM109 239H110V238H109ZM122 239H123V238H122ZM124 239H125V237H124ZM130 239H131V238H129L128 240L130 241L129 243H130V246H131L133 243L131 244L132 241H131ZM148 239H150V237H149ZM91 240H92V239H90V241H91ZM97 240H98V239H97ZM103 240H104V239H103ZM139 240H140V238H139ZM150 240H151V239H150ZM158 240H159V239H158ZM160 240H162V239L160 238ZM99 241H100V240H99ZM117 241H118V240H117ZM117 241H115V242H117ZM134 241H133V242H134ZM136 241H138V238H137ZM146 241H147V240H146ZM154 241H155V239H154ZM154 241H153V242H154ZM156 241H157V240H156ZM156 241H155V243H156ZM169 241H170V240H168V242L165 241V242H166L165 244L169 243ZM93 242H94V241H93ZM123 242H124V240H123ZM125 242H126V241H125ZM141 242H142V241H141ZM143 242H144V239H143ZM148 242H150V241H148ZM163 242H164V241H163ZM88 243L91 244V242H88ZM110 243H112V240L110 241ZM110 243H109V244H110ZM135 243H137V242H135ZM139 243H140V242H139ZM139 243H138V244H139ZM146 243H147V242H146ZM151 243H152V240H151ZM151 243H150V244H151ZM155 243H154V244H155ZM161 243H162V242H161ZM93 244L96 245V243H93ZM102 244H103V241H102ZM107 244H108V243H107ZM109 244H108V245H109ZM114 244H115V243H114ZM123 244H124V243H123ZM144 244H145V243H144ZM144 244H142V245H144ZM162 244H163V243H162ZM162 244H161V245H162ZM88 245H89V244H88ZM112 245H113V243H112ZM116 245H117V243H116ZM119 245H120V243H119ZM126 245H127V244H126ZM136 245H137V244H136ZM136 245H135V246H136ZM139 245H140V244H139ZM155 245H157V244H155ZM155 245H154V247L152 246V244L150 245V246H152L151 248H153L152 251L150 250L151 252H153L154 248H157V247H155ZM158 245H159V244H158ZM169 245H170V243H169ZM172 245H173V244H172ZM172 245H171V247H172ZM96 246H97V245H96ZM98 246H99V245H98ZM98 246H97V247H98ZM100 246H102V245L100 244ZM121 246H122V245H121ZM123 246H124V245H123ZM123 246H122V248H124ZM130 246H129V247H130ZM135 246H134V247H135ZM144 246H145V245H144ZM144 246H143V248H146V247H147V245H146L145 247H144ZM163 246H164V245H163ZM163 246H162V247L160 246L161 248H160L159 246H158V247L162 250V249H164ZM104 247H105V246H103V247L101 248L103 251H104V249H105ZM106 247H108V246H106ZM114 247H115V246H114ZM125 247H126V246H125ZM134 247H133V248H134ZM137 247H138V245H137ZM98 248H99V247H98ZM118 248H119V247H117L116 249H118ZM120 248H121V247H120ZM140 248H142V246H141ZM166 248H167V247H166ZM217 248H218V246H217ZM87 249H89V248H87ZM92 249H93V248H92ZM101 249L99 248V250H101ZM111 249H112V247H111ZM111 249H110V250H111ZM130 249H132V248H130ZM130 249H129V250H130ZM135 249H139V247H138V248H135ZM135 249H134V250H135ZM160 249H159V250H160ZM124 250H125V249H124ZM139 250H140V251H138V252H141L143 249H139ZM147 250H148V249H147ZM147 250H146V251H147ZM211 250H212V248H211ZM211 250H209V251H211ZM215 250L217 251V249H215ZM90 251H91V249H90ZM93 251H94V250H93ZM97 251H98V249L96 250V252L94 251L95 254L97 253ZM106 251H107V250H105V254L109 252V249H108V252H106ZM111 251H112V250H111ZM127 251H128V250H125V252H127ZM213 251H214V248H213ZM113 252H114V250H113ZM120 252H121V251H120ZM132 252H134V251H132ZM143 252H145V251H143ZM98 253H99V252H98ZM110 253H111V252H110ZM115 253H116V250H115ZM118 253H119V252L117 251V254H118ZM130 253H131V252H130ZM153 253H154V252H153ZM155 253H156V251H155ZM173 253H174V252H173ZM212 253H214V252H212ZM100 254H102V252H100ZM103 254H104V253H103ZM103 254H102V255H103ZM120 254H121V253H120ZM120 254H119V255H120ZM122 254H123V253H122ZM138 254H139V253H138ZM138 254H137V255H138ZM157 254H159L158 251H157ZM160 254H161V253H160ZM176 254H178V253H176ZM124 255L126 256V254H123V256H124ZM134 255H135V252H134ZM139 255H140V254H139ZM139 255L136 257L137 259H136L135 257H134V258L132 257V258L138 260ZM143 255H146V254L143 253L142 256H143ZM154 255H155V254H154ZM90 256H92V253L90 254ZM96 256L99 257L100 255L98 256V254H97ZM146 256H148V255H146ZM150 256H151V255H150ZM155 256H157V255H155ZM160 256H161V255H160ZM160 256H159V257H160ZM169 256H170V255H169ZM172 256H173V254H172ZM176 256H177V255H176ZM92 257H94V256H92ZM112 257H113V256H112ZM127 257H128V256H127ZM129 257H130V255H129ZM140 257H141V255H140ZM143 257H145V256H143ZM152 257H153V255L151 256V258H152ZM94 258H95V257H94ZM146 258H147V260H148L150 257H149V258H148V257H145V259H144L143 261H145ZM156 258H157V257H156ZM175 258H176V257H175ZM133 259H131V261H132ZM158 259H161V258H157V260H158ZM136 260H134V261H136ZM141 260H142V259H141ZM141 260H140V262H141ZM157 260H156V263H157ZM167 260H169V258H168ZM171 260H172V259H171ZM138 261H139V260H138ZM138 261H137L136 263H139ZM143 261H142V263H145V262H143ZM163 261H164V259H163ZM163 261H162V264H163ZM129 262H130V259H129ZM132 262H133V261H132ZM146 262H147V261H146ZM171 262H172V261H171ZM130 263H131V262H130ZM147 263H148V262H147ZM132 264H133V263H132ZM134 264H135V263H134ZM139 264H140V263H139ZM148 264H149V263H148ZM150 264H153V262L151 261ZM154 264H155V263H154ZM158 264H159V261H158ZM160 264H161V263H160ZM168 264H169V263H168ZM171 264H173V263H171Z\"/></svg>",
  "mask_w": 264,
  "mask_h": 264
}]
</instances>
